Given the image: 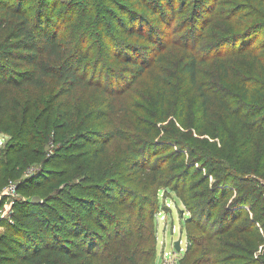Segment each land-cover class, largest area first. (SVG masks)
<instances>
[{
    "label": "rangeland",
    "instance_id": "1",
    "mask_svg": "<svg viewBox=\"0 0 264 264\" xmlns=\"http://www.w3.org/2000/svg\"><path fill=\"white\" fill-rule=\"evenodd\" d=\"M77 1H54L60 35L84 22L77 16L81 10L74 8L80 4ZM125 1L153 19L135 6L134 0ZM159 1L166 3L158 10L165 21L159 24L158 38L165 48L152 52L153 47L147 48L145 73L129 81L121 64L108 61L113 72L122 71L125 80L121 82L129 83L124 94L112 98L95 87L66 93L53 82L45 88L22 83L0 89L3 98L14 95L21 104L19 112L26 113L28 119L26 129L34 123L30 135L14 140L5 132L12 118L4 116L0 126V206L9 208L14 201L30 202L36 196L54 207L57 201L53 199L62 193L69 198V207L79 211L74 217L79 221L74 234L57 232L61 241L56 240L71 251V261L54 254L56 246L49 232L43 236L46 241L37 240L33 245L27 241L33 242L29 237L35 233H20L15 238L23 246L14 249L23 264L30 256L48 251V257L60 264H194L199 259L202 264H264L262 157L254 151L246 153L247 157L232 156L240 167L242 163L247 167L244 178L252 191L248 200L239 196L241 183L229 179L218 184L220 164L198 161L192 151L200 154L197 149L207 144L231 145L227 132L233 119L211 98L210 105L203 107L196 87L173 63L184 53L209 58L198 64L199 81L207 83L219 75L221 57L230 68H244V59L228 57L233 46H240L239 40L226 39L246 32L242 42L248 47L256 45L257 53L264 52L260 48L264 46V0ZM6 4L9 8L26 7L30 15L37 10L36 0H8ZM129 4L126 11L118 12L124 15L126 25H130ZM145 23L148 31L149 21ZM151 25L156 27L153 22ZM3 35L4 31L0 39ZM221 41L226 42L217 46ZM101 75L89 72L88 79L106 85L107 74ZM162 89L169 96L160 109ZM98 113L102 115L99 118ZM11 126L15 132L16 126ZM79 130L80 134L70 140L73 163L64 166L61 155L67 152L60 153L59 139ZM12 141L18 146L5 156L6 145ZM131 155L142 157L140 170H133ZM12 168L14 175L9 176ZM61 178L66 182L59 186ZM156 179H162L163 185L154 183ZM208 200L211 203L203 211ZM32 209L41 220L47 218L37 208ZM3 220L7 218L0 219V234L7 235L10 229ZM78 244L81 254H77ZM34 264L43 263L39 260Z\"/></svg>",
    "mask_w": 264,
    "mask_h": 264
},
{
    "label": "trees",
    "instance_id": "2",
    "mask_svg": "<svg viewBox=\"0 0 264 264\" xmlns=\"http://www.w3.org/2000/svg\"><path fill=\"white\" fill-rule=\"evenodd\" d=\"M54 1L36 0L37 10L30 15L25 11L26 7L21 8L16 5L9 8L6 4L8 0H0V33L4 31V35L0 39V89L19 86L22 83L45 88L53 82L59 84L60 88H65L66 93H72L79 88L89 90L95 87L96 90L98 88L105 90L112 98H115L126 92L125 86H128L129 83L127 85V83L121 82L125 80L122 71L113 69V72L108 61L121 64V68L128 72V80L135 81L145 73L148 66L149 58H146L144 54L147 48L153 47L151 52L165 48L162 47L164 45L160 42L161 38H158L160 36L159 24L164 21L158 14L161 7L166 5L163 1L152 0L153 3H150L149 1L144 2V0H134L135 6L142 7L149 13L148 16L154 19L150 20L141 10H136L125 0H78L76 4H80L74 8L81 10L77 16L84 18V22H80L76 25L75 30L63 35H60L61 28L56 29ZM127 4H129L130 19H128V23L130 25H126L124 15L118 13L126 11ZM84 5L87 7L84 8ZM110 14L114 15V19ZM135 21H137L136 25ZM147 21H149L150 27L148 31H145L144 26ZM151 22L155 23L156 27H153ZM246 36V32H239L236 37L232 34L226 40H239L238 45L240 46H233L228 57L242 58L247 65L242 69L230 68L228 61L221 57L222 59L218 60L220 72L213 82L199 81L198 64L207 62L209 58H200L197 53H184L173 59V63L184 74L188 83L192 87H196L203 107L207 108L210 105L211 98L218 102L226 113L231 114L233 122L230 125L231 129L229 128L227 132V137L233 141L231 145L222 148L218 145L207 144L197 149L200 154H197L196 151L192 152L198 161L206 160L220 164L216 177L218 184L229 179L241 183V195L239 196L243 200H248L252 195L250 185L244 178L247 167L244 163L240 167V163L233 160L232 156L237 157L242 154L247 157L246 153L254 151L262 157L263 164L260 172L264 174L262 171L264 170V52L257 53L259 48L255 47L256 45L248 47L249 45L245 41L242 42ZM225 42L221 41L217 46H222ZM260 48L264 49V46ZM220 52L221 50L219 55ZM216 57L218 56L216 55L214 58ZM106 70L110 71L111 75L105 72ZM231 70L236 72L232 73ZM89 72L95 76L101 73V77L107 74L106 85L100 80L88 79ZM168 96L166 89L160 91L158 95L160 109H163ZM109 104L111 102L108 103V106H110ZM19 110H21V104L14 95L5 99L0 94V126L4 116L10 115L12 120L10 123H6L5 132L11 134L14 140L27 137L34 127L33 123L29 126L30 128L26 129L28 122L26 113L19 112ZM101 116V114H97L98 118ZM13 124L17 128L15 132L12 131L11 125ZM79 134L80 130L76 131L73 136L68 134L67 137L59 139L60 153L67 152L61 155V160L65 161L64 166L73 163L71 153L73 145L70 144V140L75 139ZM47 136L45 133L44 137ZM222 137L223 135L221 139ZM17 146L15 141L7 144L4 155L13 154V149ZM131 158L133 159V170H140L142 165L140 158L142 157L131 155ZM14 166L13 168H15ZM13 168L10 170L9 176L14 175ZM65 182L66 178H61L57 184L60 186ZM163 182L162 179L154 181L159 185H163ZM204 196L202 194L201 198ZM53 200L57 201V206H47L43 200L32 203L25 199L12 203L10 221L9 219L2 221L9 226L10 231L7 235L0 234V264H23V261H19L14 249V246H23V242L17 241L15 238L20 233H35V236L29 237L33 242L27 241V244L33 245L37 240L46 241L43 236L49 232L52 236L51 241H54L53 246H56V250L51 249L56 252L54 254L71 261V251L64 250L62 242L59 243L61 240L57 232L66 231L74 234L79 223L74 217L79 211L75 210V207H69V198L62 193L56 195ZM210 203L208 200L203 211ZM32 208H37L47 218L41 220V216L38 218ZM51 221L54 222L52 226L49 225ZM40 224L41 230H39ZM55 225L56 227H53ZM18 242H21V245ZM190 243L188 248L191 247ZM76 247L77 254H81L79 250L81 245L78 244ZM49 253L48 251L45 255L44 253L34 254L24 262L34 264L40 260L43 264H60L48 257ZM200 260L195 261L194 264H202Z\"/></svg>",
    "mask_w": 264,
    "mask_h": 264
},
{
    "label": "built area",
    "instance_id": "3",
    "mask_svg": "<svg viewBox=\"0 0 264 264\" xmlns=\"http://www.w3.org/2000/svg\"><path fill=\"white\" fill-rule=\"evenodd\" d=\"M11 205L9 208L7 206H4V207L0 206V219H3L4 217H6L10 221Z\"/></svg>",
    "mask_w": 264,
    "mask_h": 264
},
{
    "label": "water",
    "instance_id": "4",
    "mask_svg": "<svg viewBox=\"0 0 264 264\" xmlns=\"http://www.w3.org/2000/svg\"><path fill=\"white\" fill-rule=\"evenodd\" d=\"M40 201H41V199L39 197H36V196H34L31 200L32 203H38ZM174 245H175V248L179 250V248H180L179 241H176V243Z\"/></svg>",
    "mask_w": 264,
    "mask_h": 264
}]
</instances>
